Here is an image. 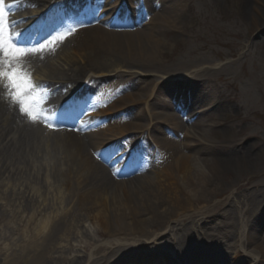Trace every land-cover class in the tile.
<instances>
[{"label": "rangeland", "instance_id": "374dc122", "mask_svg": "<svg viewBox=\"0 0 264 264\" xmlns=\"http://www.w3.org/2000/svg\"><path fill=\"white\" fill-rule=\"evenodd\" d=\"M175 2L169 3L174 5ZM80 4H84V0H63L56 4L57 7L54 9L57 10L47 25L49 39L53 38L49 43L53 42L56 46L55 42L59 38L64 41L72 39L82 15L79 8L83 5ZM248 4L245 0H185L184 6L181 7L184 14L177 18L173 25L164 26L165 31L161 34L162 37L160 36L166 43V46L161 48L160 63L155 61L156 63L153 62L152 65L143 66L149 63L131 64L127 61L120 63L113 58H106L99 64L92 60L93 57H88L87 53L73 48L71 43L75 45V42L72 40L67 45L68 52L58 57L53 70H48L47 74L42 71L41 62L32 66L38 70L36 77H46L49 82L43 88L38 82H35L37 85L35 89L32 85L33 93L30 94L29 91L23 98V106L26 107H28L29 99L33 101V99L41 98L37 102L40 106L46 97L57 96L56 86L66 82L69 75L73 74L71 70L78 67L86 70L84 75L91 76L106 75L111 70H113L112 74H120L117 72H120L119 68H123L126 74L124 76H133L137 80L129 81V86L124 89L129 93L135 89L143 90L148 81L157 84L161 79H177L175 77L177 74L182 76L194 73L189 83L190 93L186 97L199 103L216 101L217 106L206 116L197 117L192 122L190 118L187 128L182 127L177 133L173 132L170 143L173 145L177 142L181 153L189 154L187 143L191 140L188 139L187 132L193 131L192 139L201 141L202 147L206 143L207 146L204 148H209L208 151L202 148L196 157L210 159L213 168L208 173L210 177L204 179H197L198 173L194 171L193 181L190 177L191 179L187 182H192L188 186L185 181L177 182L176 185L184 189L185 200L174 208H171L163 198H158L155 193L146 192L150 189L148 180L140 181L147 184L146 190L140 192V201H144L142 207L144 208L146 204L152 206L164 202V207L159 205V211L164 213V211L173 210V214L154 219L152 207L136 215H131L134 213L128 208L125 210L123 224L115 225L117 229L109 231L102 221H106L105 216L108 212H113L112 210L105 213L102 211L103 207H100L98 211L97 206H93L90 202L76 204L75 194L73 196L68 194L66 198L59 193L64 191L63 179L55 178L54 172L55 169L65 168L69 162V157L59 146L64 134H61L59 130H42L41 121L37 118L25 122L19 130L15 131L20 124L11 120L8 129L17 134L14 133L12 138H8L7 135L0 136V139L4 140H0V153H2L0 158H3L0 160V167L3 166L0 171L6 173L10 171L11 174L16 172V175L19 174L18 171L25 172L26 178L18 181L16 179L14 182L11 181L12 179L6 180L7 182L1 188L4 190L13 186L18 195L11 199L3 198L0 194V264H104L99 255L95 256L103 249L100 250V248L107 244L108 240H120L132 235L140 239L143 236H153L155 243L151 246L143 243L139 247L145 248L146 251L143 249L142 251L148 258L157 257V253L166 254L175 253V251L180 255L179 249L184 253L195 249L200 252L205 245L214 243L218 246L215 250L225 254V257L223 261L213 262V264H229L232 250L227 248V245L237 236L240 227L244 224L247 226L248 233L255 234L254 242L250 235L248 248L264 250V19L258 16L261 27L258 31L255 30L252 23L253 14H257L254 7ZM8 5L15 6V10L13 12L9 10ZM32 6L34 4L30 0H4L6 26L9 27V20L15 13L26 9L31 11ZM157 8L153 7L152 12L148 10L142 12L136 17L137 23L127 31L138 32L142 28H150L152 17L161 12L159 10L161 7ZM260 8L264 11V6L261 4ZM120 38L123 42L127 41L122 36ZM83 53L85 55H82ZM30 56L32 59L36 57L40 60L38 51L32 52ZM185 69L187 71H184ZM140 73L143 76H139ZM114 83V80L108 81L107 88ZM132 83H135V86ZM151 88L152 86L148 87L146 93ZM168 88H160L161 99L167 106L171 101L175 103L167 96ZM124 90L123 93H125ZM43 91L45 97H40ZM50 94L51 97L48 96ZM117 94L122 93L117 92ZM0 101L8 104V97L0 98ZM182 101L184 102L183 99ZM8 106L12 114L14 106L10 103ZM192 111L191 113H194L195 109L192 108ZM232 116L237 117L232 118ZM59 118H56L58 122L61 119ZM209 123L214 124L212 128L207 125ZM89 124L92 123L89 122L87 125ZM81 129L85 131L83 125ZM70 132L79 133L77 129H72ZM47 147L51 151L48 156L43 154ZM5 154H7L6 157ZM172 159L173 156L169 160L167 157L162 160L156 159V165L149 168L152 174L150 178H155L152 171H155L160 163L167 162L165 165L170 167L173 163ZM26 162L29 164H25ZM92 174L89 172L88 178ZM126 176L128 175L122 176L121 178L125 177L123 179L113 176L110 178L112 182L106 186L102 185V188L105 187V191L108 192L111 190L116 192V184L132 181L133 178L127 179ZM2 178L5 177H1L0 182ZM121 184H119L120 188L123 187ZM151 185L150 187L154 188L153 184ZM72 187L74 191L79 190L77 184H73ZM204 189L213 192L210 194ZM59 210L71 212L68 225L63 228L59 226L65 232L64 237L59 238L62 234L58 231L54 239L49 242L38 238L36 240L38 244L43 242L41 247L35 245V250L28 255L25 245L31 243L34 234L40 231L38 225ZM243 213H246L244 219H242ZM200 215H204V222L197 226ZM259 217L261 219L257 222ZM170 218L173 219L170 220ZM143 219L149 221L144 227V233L128 231L134 224L141 223ZM195 219L197 221L192 222ZM205 232L209 241L204 237ZM178 240H180L178 243L180 247L175 245ZM225 243L226 246L223 245ZM127 246L128 243L119 246L118 249H124ZM150 247L152 252L149 251ZM80 248L84 249L85 253ZM97 250L100 251L97 253ZM113 250L115 245H112L109 252L111 255L118 253ZM88 253L94 256L89 259ZM240 264L247 263L244 261Z\"/></svg>", "mask_w": 264, "mask_h": 264}, {"label": "bare ground", "instance_id": "6f19581e", "mask_svg": "<svg viewBox=\"0 0 264 264\" xmlns=\"http://www.w3.org/2000/svg\"><path fill=\"white\" fill-rule=\"evenodd\" d=\"M31 3H35L34 0H30ZM176 1L173 5L170 4L169 2ZM185 0H167L164 4H161V10L160 13L155 14L152 19H151V27L147 28H142L141 31L138 32H128L126 28V31H120V32H115L114 30H109L108 28L102 26L103 23H106V25H111L115 24L116 29H120L122 27L121 22L118 20H122L119 17H112L111 19L99 23L97 18H94V8L91 10L90 15L87 17H81V20L77 24V30L76 33L72 35L71 40L64 41L61 38L56 40L55 45L54 43H46L44 44V47L41 49L40 46L35 45L32 46V44L35 42L34 39L30 41V35L29 32L27 34H22L18 33L19 30L21 31L22 28H19L23 24V18L18 14L17 16H13L10 20L9 23L11 25H14V33H12L13 39L20 43L23 46H27L30 42V44L26 47V49H33L36 48L37 51L39 52L40 55V60H38L36 57L32 59L30 56L31 52L29 53L28 56L24 57L22 61L23 68L28 72V73H35V70L32 69V66L36 63L37 61H40L42 65L47 68L48 70H53V65H56L58 62V57L65 55L69 47L67 46L70 41H74L75 45L71 43L73 48H77L78 50H82L83 52L87 53L88 57H93L92 60L97 62V63H102L106 58H113L116 62H128V63H145L148 62L149 64L143 65V66H148L152 65L151 63L153 62H159L161 59V48L162 46L165 47L166 43L162 41L160 36L162 37L161 34L164 33L165 29L164 26L167 25H173L176 23L177 18H179L181 15L184 14V10L181 8ZM40 3H42L40 1ZM39 3V4H40ZM245 3H249L248 6H253L255 9V14H253V28L255 30H259L261 27V22L259 21L258 16L264 19V11L261 10L260 4L264 6V0H245ZM153 7L155 9H158L156 5H154L153 0H148L147 4V10L149 12L153 11ZM261 20V21H262ZM131 23H137L136 21H132ZM131 23L127 24L126 27H131ZM9 24V25H10ZM10 25V27H11ZM16 28V29H15ZM148 31H147V30ZM18 33V34H17ZM147 33V34H146ZM46 37L48 34L45 35ZM124 37L127 41L123 42L121 40V37ZM53 38L48 39V41H52ZM64 41V42H63ZM48 47V48H47ZM55 48V50H53ZM25 49V48H23ZM83 53L82 55H85ZM78 55V53H77ZM93 55V56H92ZM61 56V57H62ZM60 57V58H61ZM69 60V59H68ZM135 61V62H133ZM71 62V60H70ZM155 62V63H156ZM120 73L124 72L123 68H119ZM73 71V75L70 77H75L79 76L81 77L83 75V72L86 71L84 68L81 69L78 67ZM184 71H187L185 69ZM113 70H111L110 73H112ZM182 73V72H181ZM194 73H189V76L192 77ZM123 76H114L113 74H107V75H100L99 79L104 83L105 80L107 79H113L117 80L115 81L114 85L110 88V91L105 93L107 99L111 102V107L108 108L104 114H109V113H114V112H120L122 111V116L121 118H118V113L114 115L115 117H111V115L107 118L108 122L104 123L98 127H85L84 125V130H81V124L78 122V120L74 119L73 117H66L65 121L62 122V125L65 126V128L68 129L69 132L63 131L64 134L62 135V143H59V146L61 147L62 151L67 154L69 157V162L65 165V168L63 169H55V178H58L59 180L63 179V184H73L75 181H79V179L83 176V168L85 167V163L83 161H88L89 157L88 155L84 152L90 148L89 150H95V149H100L105 143L108 141V138L106 135L108 134L111 135V139L113 137H117L118 135H124L125 133L129 131H147L151 133H156L159 132L158 128L163 125V126H171L173 127V131L175 133L178 132V130L182 127L186 128V125L184 123L179 122L180 119L177 117L176 114H170V110L167 109V104L164 102V100L161 99V92L160 88H165L168 87L169 81L167 79H164L160 81L158 84L154 85L155 82H150L148 81L146 85H144L143 90H134L130 93H127L123 96H121L118 100H114L113 95L116 93L118 89L121 88L122 85H127V82L121 81L123 80ZM183 78L182 76H178ZM178 82V80H176ZM184 83L186 82V78L183 80ZM0 85H2V82H0ZM152 86L151 90L149 89L148 93H146L147 88ZM8 90L5 89V93ZM1 93V90H0ZM169 93V92H168ZM105 97V96H104ZM153 100V102H151ZM12 105V104H11ZM30 108L28 111H33L31 114H37L35 110L38 108L36 105H29ZM158 107L162 109H158ZM126 108V109H125ZM124 109V110H123ZM41 116L40 114H37ZM191 116H194L191 114ZM18 118L17 112L14 110L12 111L11 114V108L8 106V104L5 101H0V136H5L7 135L8 138H12L14 136L15 131L19 130L22 125L25 124V122L21 123L20 126H17L18 128L13 130H9L8 126L11 125V120H14L16 122ZM118 118V119H117ZM74 120H76V124L74 126ZM92 119L86 121L90 122ZM101 120H98L96 123H99ZM27 122H30L28 120ZM96 123H92L93 126L96 125ZM73 127L78 128V132H70ZM84 131L83 133H80ZM157 131V132H156ZM161 133V131L159 132ZM187 137L189 140L187 143L188 146V151L189 154H184L181 153L180 148L177 145V142H175L173 145L171 140H169V136L166 138H160L158 137L157 139L153 138L154 144L158 148V157L159 160H162L164 157H167V160L173 156V163L169 166H166L165 163L163 162L160 163L159 167H156L154 172V177L155 178H150L152 175L150 172L146 173V164L142 163L137 166V173L134 175L132 181H129L128 183L125 182L121 184L119 182L118 184L115 185L117 191L112 192L111 191H105V187L102 188L103 186H106L110 184L112 181L110 180L111 176L108 173V170L102 166L98 167V172L93 173L90 178L88 176H85L84 179L82 180V189L83 191L86 190V186H95L96 188H90L89 192H85V195L83 196V204L86 203H92L93 206H97V209L99 211L100 207H103V212L105 213L108 210H112L113 212H108V214L105 216L107 219H104L106 221H100L103 222V224H106V228L109 231H115L117 229V226L120 224H123V217L125 214V210L128 208L132 209L134 214L131 215H136L138 213H141V211L145 212V210L148 207H152L151 209H154L153 211V218L154 219H161L167 217V214L172 215L173 210L171 212L164 211V213L159 211V205L165 206L163 203H159L157 205H152L151 204H146L144 208L142 205L144 204V201L141 200V193L146 190V185L144 183H140L142 180H148L149 182V190L146 192H150L151 194L155 193V195L158 198H163L167 204L170 205L171 208H174L175 206L177 207L179 204L184 203L185 200V192L184 189H181L177 184L179 180H182L183 182L185 181L187 183V186L189 183L193 181V175L194 171H197L198 177L197 179H204L205 177H210L208 174L213 168L212 162L210 159L206 158L200 159L196 157V154L199 153V151H202V148L206 147L207 144L204 143V146L202 147V144L200 143L201 141H195V139H192V134L194 133L193 131L188 130L187 132ZM17 134V133H16ZM113 135V136H112ZM119 137V136H118ZM150 137H153V134L150 135ZM168 138V139H167ZM1 141H4L0 139ZM200 145H197V144ZM195 145V146H194ZM197 145V146H196ZM88 146V147H86ZM89 150H87L89 152ZM205 151H208L209 148H204ZM86 151V152H87ZM154 152V150H153ZM43 154H46V156L51 154L50 149L47 147L44 151ZM153 154V153H152ZM174 154V155H173ZM227 154V153H226ZM2 155V153H0ZM7 154H5L6 157ZM105 157V156H104ZM3 158H0L2 160ZM45 159V158H44ZM49 159V158H48ZM28 162V161H27ZM25 164H29V163ZM156 165V164H153ZM152 165V166H153ZM0 168H3L1 166ZM19 174H11L12 172H2L0 171V178H2L0 182V194L2 195L3 198H15V195H18L16 188L13 186H9L5 188L4 190H1L3 185L7 182L6 180H11L17 181L21 178H26L24 176L25 172L18 171ZM89 172V171H87ZM47 176V175H46ZM192 178V181L187 182L189 179ZM47 178V177H46ZM49 178V177H48ZM66 178V179H65ZM187 179V180H186ZM11 184H13L11 182ZM90 184V185H87ZM119 184L123 185L122 188L119 187ZM151 184H153V187ZM103 185V186H102ZM49 186V182H48ZM85 186V188H84ZM14 188V189H13ZM110 189V188H109ZM13 190V191H12ZM206 192L212 194L210 190L204 189ZM23 192V191H22ZM204 193V192H203ZM65 194V191L62 192V195ZM125 194V195H124ZM124 195V196H122ZM104 198H107V200H103ZM32 200V197H30ZM103 200V201H100ZM166 204V205H167ZM193 206V205H192ZM191 206V208H192ZM9 207V206H5ZM142 208V209H141ZM25 209V208H23ZM115 210V211H114ZM192 211V210H190ZM181 213V212H178ZM101 215V213H100ZM177 215V214H176ZM243 218L246 217V213H243ZM102 216V215H101ZM100 216V217H101ZM201 216V215H200ZM203 216L199 219V221L192 220V222L197 221V226H200L199 224L202 225L201 222L203 221ZM68 218H71V213H60L56 212L52 216H50L48 219L45 220L43 224L39 226V232L37 234H34V239H32L31 243L25 245V249L27 250L28 255H30L34 250H35V245L38 247H41V244H38L36 241L38 238L42 239V241H47L49 242L50 240L54 239L58 231L61 233V229L68 225ZM173 218H170V220ZM261 217H259L258 221L259 222ZM146 219H143L141 223L134 224L132 228L128 231H131L132 233H144V227L149 223V221H145ZM65 223V224H64ZM61 226L62 228H59ZM59 229V230H58ZM241 230V239L239 241L233 240V242L228 243V248L230 247H236L237 250L235 251L237 255L236 261L237 263L240 264L241 262L246 261L242 257V254L249 256L250 261H247V264H261V262H264V250L258 251L257 249L251 250L248 248L247 243L249 240V237L251 235L252 237V242L255 241L253 237H255V234L248 233L247 231V226L244 224L242 227H240ZM123 231L125 232V229L123 228ZM204 237L206 238L207 241H209V238L207 236V233H204ZM113 236V235H112ZM153 237V236H149ZM134 239V238H133ZM132 239H127L123 240L121 239L120 241H128ZM113 240H108L107 242H111ZM180 240L176 242V247H180L181 245L178 243ZM218 245V244H217ZM226 246V243L223 244ZM133 247V246H132ZM209 248H212V244L208 246ZM142 248V247H141ZM141 248L139 247H134L133 249H122V252L124 253L123 256L125 257L121 262L117 264H144V258H140L137 263L136 260H133L136 257L142 256L138 255L135 256L133 253L135 251H140ZM143 249V248H142ZM186 250V249H185ZM149 251L152 252L153 250L151 247L149 248ZM188 251V250H187ZM179 252L182 253V258L180 259L179 257H175L176 260H172L171 258L167 257L168 260H172L171 262L174 261H179V263L186 264L183 260L188 259L191 257H197L198 252L194 253L191 250H189L187 253H184L179 249ZM38 258V256H36ZM174 258V257H173ZM254 259V260H253ZM181 261V262H180ZM254 261V262H253ZM150 264H157V262H152L150 260H147ZM178 263V262H177ZM177 263H172V264H177Z\"/></svg>", "mask_w": 264, "mask_h": 264}, {"label": "snow or ice", "instance_id": "6c2138e0", "mask_svg": "<svg viewBox=\"0 0 264 264\" xmlns=\"http://www.w3.org/2000/svg\"><path fill=\"white\" fill-rule=\"evenodd\" d=\"M4 12V0H0V82L8 89L13 102L21 105L20 111L34 120L35 117L23 107V98L31 91L32 81L30 74L23 68L22 61L37 49L29 50L16 46L6 26ZM43 47L44 45L40 46L41 49Z\"/></svg>", "mask_w": 264, "mask_h": 264}]
</instances>
